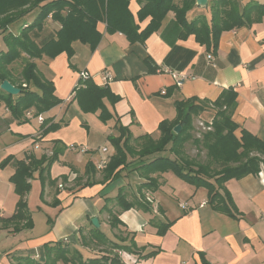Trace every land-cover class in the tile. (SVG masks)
Here are the masks:
<instances>
[{"label":"crops","instance_id":"obj_1","mask_svg":"<svg viewBox=\"0 0 264 264\" xmlns=\"http://www.w3.org/2000/svg\"><path fill=\"white\" fill-rule=\"evenodd\" d=\"M215 1L208 0L206 9L196 4L188 14V20L204 16L210 22L213 15L211 6ZM236 1L241 10L249 3L264 4V0ZM141 7L140 0L130 1L129 8L140 31L151 21L150 17L144 20L138 18ZM257 18L253 12L254 22L250 27L224 32L215 53L198 43L194 35L182 38L174 13H169L161 27L144 42L131 43L120 32L108 33L106 24L100 23L98 29L102 39L95 50L75 42L71 59L66 53L55 59H36L38 70L54 83L55 95L63 100L62 104L52 109L58 110L53 116L46 118V113L40 115L43 122L47 119L54 123L68 122L58 131L45 136H41L43 122L38 119L40 116H34V110H29L31 116L27 117L26 123L19 122L0 102V137L11 134L13 139L11 143L0 146V164L8 157L23 160L28 155L37 159L49 156L56 141L66 148L69 144L84 145L86 152H77L80 154L77 158L84 162L82 168L70 158L74 151L65 149L62 157L69 159L64 163L68 172L61 171L53 179L50 177L59 181L68 177L66 188L59 190L57 186L48 184L45 189V201H60V205L54 208L58 210L57 215L63 210L64 195L70 196V201L84 193L87 195L77 202L84 203L85 207L72 213L75 216L70 220L72 228L65 230L68 232L65 234L74 233L80 249L71 245L73 237L63 240L72 250L80 251L84 260L112 258L117 252L113 248L114 243L128 244L133 240L136 248L143 250L142 254L119 250L122 253L119 256L121 264H264V220L261 219L264 214V166L259 174L230 180L221 189L220 192L231 199L236 215L233 217L208 203L207 189L197 188L181 179L182 182L175 185L171 176L173 172L146 173V164L156 157L175 159L170 147L144 159L136 155L131 157L128 167L107 182H104L103 170L97 169L98 162H94L88 154L91 152L89 146H93L97 137L108 143V138L117 134L115 128L118 121L129 130L136 145L134 150H139L136 140L146 135L158 140L160 123L175 120L177 101L198 98L214 102L228 89L237 93L233 114V121L239 127L237 136L240 137L242 130H246L264 141V19L256 21ZM210 56L214 58L213 63L209 62ZM84 71L98 85L102 72L108 71L114 77L108 87L120 100L115 104L105 102L114 118L105 122L107 128L102 132H84L80 128L79 122H86V119L74 103V92L80 87V73ZM167 71L184 73L195 79L186 80L178 88ZM171 88L174 90L167 94ZM67 115L71 118L70 122ZM72 117L77 119L72 121ZM214 117V110L207 108L197 122L209 123ZM35 119L38 127L32 126ZM194 133L197 134L196 130ZM41 141L47 148L44 152H35L40 148ZM193 148L195 152L198 150L196 146ZM187 149L188 146H185V155L194 159ZM113 154V149H109L110 158ZM88 164L96 166L95 174H86ZM15 170L14 161L0 168V219L3 220L14 215L20 199L10 181ZM37 178L38 174L35 175ZM153 179L158 185L156 190L146 187ZM88 182L94 184L86 185ZM122 193L128 203L136 205L134 208H120L117 199ZM111 214L117 215L122 225L112 228ZM85 216L88 217L85 223L76 225L78 220L84 221ZM93 218H98L99 229L92 225ZM159 225L171 226L165 235L160 236ZM96 230L100 235L95 233ZM32 231L35 228L16 231L15 225L0 223V264H19L18 259L27 257L39 262L48 260L46 251L45 258L39 260L31 250L36 251L48 243L55 244L57 239H54L55 236L47 241L44 237L28 239ZM152 252L157 253L144 257Z\"/></svg>","mask_w":264,"mask_h":264},{"label":"trees","instance_id":"obj_2","mask_svg":"<svg viewBox=\"0 0 264 264\" xmlns=\"http://www.w3.org/2000/svg\"><path fill=\"white\" fill-rule=\"evenodd\" d=\"M130 1L0 0V37L7 47L6 51L0 52V86L4 81H9L21 90L19 95L12 96L0 89V102L9 109L14 120L26 123L29 110H34V116L39 117L63 103V100L55 95L54 83L39 73L36 63L32 60L44 57L55 59L63 53L71 59L74 56L75 42L88 45L92 51L95 50L102 39L98 29L100 23L106 24L108 33L120 32L131 43L144 42L161 27L169 13H174L181 28L182 38L194 35L198 43L215 53L224 32L250 27L254 22L253 12L258 16L256 21L264 19V4L249 3L241 10L236 0H216L211 6L212 19L208 22L204 16L188 20V14L196 7V0H140L142 7L138 18L140 20L151 18L149 25L140 31L130 11ZM35 11L38 13L32 23H25L20 31L13 32L14 25ZM49 22L57 24L58 29L46 28ZM21 66V71L17 73ZM173 90L174 88L169 89L167 94H171ZM74 93L83 113H99L98 117L104 123L114 118L105 102L115 104L120 98L114 95L108 86H100L90 79ZM236 99L237 93L233 89H228L214 102L201 101L198 98L177 101L175 120L160 123L158 140H154L150 135L136 140L139 150H134L133 146L136 145L133 144L129 130L118 121L115 128L117 134L109 137L115 149L106 169L103 170L104 182L114 179L121 170L127 168L131 157L136 155L140 157L139 159H144L165 152L170 147L169 150L176 156L175 159L156 157L146 164V173L173 172L182 181L197 188L207 189L210 205H216V209L236 217L231 199L223 195L221 189L230 180L259 174L264 166V141L246 130H242L240 137L237 136L239 127L233 121ZM207 108L216 111L211 123L212 130L203 133L201 139L193 138L194 118ZM62 124L42 126L44 128L42 133L45 135L56 131ZM178 125L182 126V130L176 134L174 128ZM191 140L196 147L206 151V162H198L185 155L184 148ZM64 150L62 147L55 149L52 157L44 155L39 159L32 155L23 160L8 157L0 164V168L3 169L14 161L16 170L10 181L14 185L15 193L20 197L14 215L9 219H0V223L13 224L16 231L33 228L26 201V196L31 190V181L38 174L43 183L55 186L56 181L47 178L50 177L51 163L57 160ZM96 171V166L87 165V175L95 174ZM63 180L67 182L66 177ZM146 187L156 190L158 187L156 180H151ZM117 202L123 210H130L136 206L128 203L123 193ZM53 205L59 206L60 201L56 199ZM110 225L117 228L122 222L117 215L111 214ZM170 226L159 225L158 234L165 235ZM95 233L100 235L98 230ZM113 248L135 255H141L143 251L136 248L133 240L128 244L114 243ZM45 251L48 258L45 262L31 258H20L18 262L56 264L58 260H63L66 264H102L104 261L121 264L118 255L112 258L84 260L80 251L72 250L68 244L60 242L55 245L45 244ZM156 253L152 252L144 257H152Z\"/></svg>","mask_w":264,"mask_h":264},{"label":"rangeland","instance_id":"obj_3","mask_svg":"<svg viewBox=\"0 0 264 264\" xmlns=\"http://www.w3.org/2000/svg\"><path fill=\"white\" fill-rule=\"evenodd\" d=\"M37 11H35L34 13H32L31 15H29L28 17H26L25 19L21 20L20 22H18L16 25H14L12 27L13 29V32H18L21 30V27L25 24V23H32L33 20L35 19L36 15H37ZM54 28L55 29H58V25L53 23V22H49V24L46 26V28ZM7 47L2 39V37H0V52L1 51H6ZM40 60V59H38ZM33 62H36V60H32ZM37 65V64H36ZM23 66V64H22ZM22 66L21 68L19 67V70L17 73H19L22 69ZM40 67V70H41V65H39ZM38 68V67H37ZM39 71V70H38ZM40 73V71H39ZM74 103L77 104L78 106V109H79V112L81 114H84V119H86V122H79L80 124V128L84 131V132H88V131H92V130H95L96 132H102V130L104 128H107L104 126L105 123H102L101 121H99L98 119V116L96 115V113H83L77 103V101L75 100ZM56 108V107H55ZM54 109V108H53ZM212 109V108H211ZM214 110V109H213ZM50 110L49 112H46V118L48 117H51L53 116L55 113L58 112V110H54L52 111ZM215 112V115H216V111L214 110ZM45 114V113H44ZM202 113L195 116L194 118V130L192 132L193 134V138L196 137L198 139H201L202 138V134L203 133H206V132H209L212 130V126H211V123L212 122H209V125H206V123L204 121H200V122H197V120L201 117ZM86 116V118H85ZM67 117L69 118V122H70V117L69 115H67ZM77 118L75 117H72V121L75 120ZM16 121H19L21 122L20 120H16ZM82 121V120H81ZM213 121V120H212ZM47 122V123H46ZM46 123V124H45ZM196 123V124H195ZM44 124L45 125H42V126H45V127H48L52 124H57V123H54L53 120H45L44 121ZM68 122H64L62 124V127L64 125H67ZM32 126L33 127H38V121L37 119L33 120L32 122ZM107 126H110V124H108ZM61 127V128H62ZM42 130L44 132V128L42 127ZM59 130V129H58ZM56 130V131H58ZM196 130V133L195 132ZM55 132V131H53ZM47 135V134H45ZM43 133L41 134V136H45ZM89 139V137H88ZM13 141L12 137H11V134H8L6 136H3V137H0V146H3L5 144H9ZM58 142L59 144H54V148L52 150V154L47 156V157H52L53 156V153H54V150L55 149H61V147L63 149H68L70 150L68 147L71 146V145H74V146H77V147H82L83 148V144H79V143H75V144H69L68 147L66 148L65 145H60L61 142L59 141H56ZM40 144V148L38 150H35V152H41L47 148V145L44 143V142H39ZM36 145V144H35ZM61 146V147H60ZM188 146V149H187V152L190 154V156L194 157L195 160H197L198 162H206L207 158H206V151L203 149V148H198L197 147V151L195 152V149L193 148V146H195L193 144V140H191L189 143H187ZM104 147L108 148L109 149H113L114 151V146L113 144L111 143V141L109 140L108 138V143L105 141V140H100L98 137L96 138V141H94L93 143V146H89V149H90V153H88L89 155H91L93 158H94V162H99L101 160V150H99L98 152V149H103ZM96 151V152H95ZM79 151H74L72 153V156L70 157L74 162H75V165L79 168H82L83 167V160L81 159H78L77 158V155H80L79 153H77ZM64 153V152H63ZM61 153L59 156H58V159L55 160L53 163H51V169L49 171V175L50 177H55L57 176V174L61 171L63 172H68V167L67 165H65L64 163L66 161H68L69 159L67 158H63L62 154ZM101 153V155H100ZM44 156V155H43ZM166 156H169L168 153H166ZM42 157V156H41ZM96 160V161H95ZM98 164V163H97ZM171 176H172V180H173V183L175 185L178 184V182H182L176 175H174L173 173H171ZM48 176L47 179L50 178ZM67 178V181H68V177ZM74 178V177H73ZM53 179V178H52ZM75 180V179H74ZM77 180V178H76ZM56 181V185L57 188L59 190L63 189V188H66V183L65 181L62 180L59 181V180H55ZM76 182V181H75ZM84 183V182H82ZM89 183V182H88ZM46 184L42 182V180L39 178V175H38V178L37 179H33L31 181V190L29 192V195H28V198H27V207H28V210L29 212L31 213V219H32V224H33V228H35V231H32V233L30 234L29 238L28 239H38V238H41V237H44L45 241L49 240V239H52L51 237L52 236H55L54 239H57L55 242H60V243H64L63 240L66 238V239H69V237H73V243H71V245L74 247V248H77V249H80L79 247L81 246L79 241L77 242L78 239L75 238L74 233L72 234V232H70L71 234H65V233H68L67 231H65L67 229V227L69 229H71V221L72 219H74V215L72 216V213L75 212V211H78L82 208H84V203H77L78 201L84 199L87 195L84 193L82 196H80L79 198H74L73 200L70 201V196H63L64 198V201L62 202V208L63 210L58 213L57 215V211L58 210H54V208H56L53 203H50L51 201H45V189H46ZM88 219L87 216H85V219L84 221H80L78 220L76 222V225H82V223ZM31 229V230H32ZM30 230V229H29ZM65 234L66 236H64L63 238H61L63 235ZM51 245L53 243H50ZM55 245V244H53ZM117 252L115 255H118V256H122V253L119 252V249H116ZM31 253L35 254V255H38L36 258L39 260L40 259H43L45 258V245H43L42 247H40L38 250L36 251H32L31 250ZM128 253V252H127ZM114 255V256H115ZM30 256V255H29ZM29 258V257H27ZM66 264L63 260H58L56 262V264Z\"/></svg>","mask_w":264,"mask_h":264},{"label":"built area","instance_id":"obj_4","mask_svg":"<svg viewBox=\"0 0 264 264\" xmlns=\"http://www.w3.org/2000/svg\"><path fill=\"white\" fill-rule=\"evenodd\" d=\"M213 61H214L213 56H210L209 57V62L213 63ZM167 73L173 78V80L175 82V85L178 88L182 87L183 84L186 82V80L191 79V78L193 80L195 79L192 76H189V75L184 74V73H177L175 71H167ZM90 79H92V76H90L89 73H87L85 71L81 72L80 73V83H82V84H80V86H83V84L86 81L90 80ZM113 79H114V77H113V75L110 72H108V71L102 72L99 75L100 86H104V87L108 86L110 84V82L113 81ZM29 116H31L30 112L28 113V117ZM38 119L40 120V122H43L41 116ZM36 148H38V146ZM69 149L71 151H81L83 153L86 152V151L83 150L82 147H77V146H74V145L69 146ZM101 153H102L103 156L101 157V160L97 164V169L98 170L106 169V167H107V165L109 163V160H110L108 148L105 147V148L101 149ZM261 219L264 220V214H262Z\"/></svg>","mask_w":264,"mask_h":264},{"label":"water","instance_id":"obj_5","mask_svg":"<svg viewBox=\"0 0 264 264\" xmlns=\"http://www.w3.org/2000/svg\"><path fill=\"white\" fill-rule=\"evenodd\" d=\"M196 4L199 8H203L206 9L208 7V0H196ZM0 89L4 92H6L9 95L12 96H17L20 94V89L17 88L16 86H14L12 83H10L9 81H4L1 86ZM182 130V126L178 125L174 128V133L179 134L180 131ZM92 225L99 229L100 228V223L98 218H93L92 219Z\"/></svg>","mask_w":264,"mask_h":264}]
</instances>
